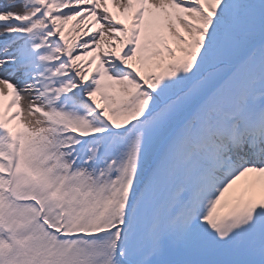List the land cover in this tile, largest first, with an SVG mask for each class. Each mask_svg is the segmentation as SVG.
Returning <instances> with one entry per match:
<instances>
[{
  "label": "snow or ice",
  "instance_id": "6c2138e0",
  "mask_svg": "<svg viewBox=\"0 0 264 264\" xmlns=\"http://www.w3.org/2000/svg\"><path fill=\"white\" fill-rule=\"evenodd\" d=\"M0 264H264V0H0Z\"/></svg>",
  "mask_w": 264,
  "mask_h": 264
}]
</instances>
